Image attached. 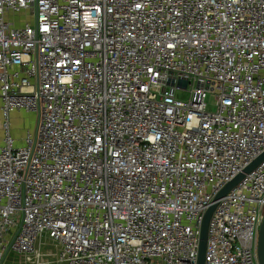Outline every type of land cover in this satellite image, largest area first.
Returning a JSON list of instances; mask_svg holds the SVG:
<instances>
[{"label":"built area","instance_id":"obj_1","mask_svg":"<svg viewBox=\"0 0 264 264\" xmlns=\"http://www.w3.org/2000/svg\"><path fill=\"white\" fill-rule=\"evenodd\" d=\"M0 116V264H259L264 0H0Z\"/></svg>","mask_w":264,"mask_h":264},{"label":"water","instance_id":"obj_2","mask_svg":"<svg viewBox=\"0 0 264 264\" xmlns=\"http://www.w3.org/2000/svg\"><path fill=\"white\" fill-rule=\"evenodd\" d=\"M181 84L185 85V81H181ZM264 161V153H262L258 158H256L247 168H245L243 173H240L233 181H231L218 195L217 198H221L225 196V194L233 188L243 177L245 173H249L254 170L261 162ZM215 204L212 205L205 213L202 225H201V233H200V245H199V253H198V261L197 264H205V252L207 245V237H208V228L211 216L215 209ZM258 260L259 264H264V221L260 227L259 238H258Z\"/></svg>","mask_w":264,"mask_h":264},{"label":"rangeland","instance_id":"obj_3","mask_svg":"<svg viewBox=\"0 0 264 264\" xmlns=\"http://www.w3.org/2000/svg\"><path fill=\"white\" fill-rule=\"evenodd\" d=\"M178 95L183 100H187L189 97L187 92H181ZM207 102L210 106H213L214 104L213 98L211 96L208 97ZM8 120L10 122V127L13 125L14 133L16 137L18 138L17 140L18 144L16 145L21 146L22 139L25 135V134L23 135L25 129H27L28 127H31L32 125H33V128L35 127L36 117L34 116L33 113L30 114V112H24V111L19 112L18 110H15L12 113V115L9 116ZM4 121H5L4 117L0 116V145L3 144ZM9 260L5 264H20L18 260H16L15 262H12V258H10Z\"/></svg>","mask_w":264,"mask_h":264}]
</instances>
